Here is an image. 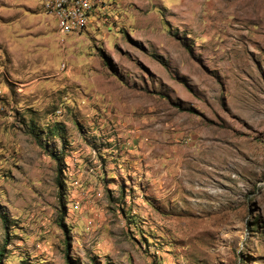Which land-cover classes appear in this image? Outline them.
I'll use <instances>...</instances> for the list:
<instances>
[{"label": "rangeland", "instance_id": "obj_1", "mask_svg": "<svg viewBox=\"0 0 264 264\" xmlns=\"http://www.w3.org/2000/svg\"><path fill=\"white\" fill-rule=\"evenodd\" d=\"M11 7L0 264H264V0Z\"/></svg>", "mask_w": 264, "mask_h": 264}, {"label": "built area", "instance_id": "obj_2", "mask_svg": "<svg viewBox=\"0 0 264 264\" xmlns=\"http://www.w3.org/2000/svg\"><path fill=\"white\" fill-rule=\"evenodd\" d=\"M103 0H57L56 5L61 15H69V19L81 18L82 27L86 24V16L98 11ZM46 11V10H45ZM59 33H67V29H59Z\"/></svg>", "mask_w": 264, "mask_h": 264}, {"label": "bare ground", "instance_id": "obj_3", "mask_svg": "<svg viewBox=\"0 0 264 264\" xmlns=\"http://www.w3.org/2000/svg\"><path fill=\"white\" fill-rule=\"evenodd\" d=\"M56 1L57 0H43V7L47 13L49 12L50 15L55 17L58 28L67 29V33L81 31V29H83L81 18L69 19V15H61L58 11Z\"/></svg>", "mask_w": 264, "mask_h": 264}, {"label": "crops", "instance_id": "obj_4", "mask_svg": "<svg viewBox=\"0 0 264 264\" xmlns=\"http://www.w3.org/2000/svg\"><path fill=\"white\" fill-rule=\"evenodd\" d=\"M9 5L12 6V14H19L21 12V6L24 4L39 16L41 15V5H43V0H8ZM16 8V9H15Z\"/></svg>", "mask_w": 264, "mask_h": 264}, {"label": "trees", "instance_id": "obj_5", "mask_svg": "<svg viewBox=\"0 0 264 264\" xmlns=\"http://www.w3.org/2000/svg\"><path fill=\"white\" fill-rule=\"evenodd\" d=\"M1 219L5 220L3 217H1Z\"/></svg>", "mask_w": 264, "mask_h": 264}]
</instances>
